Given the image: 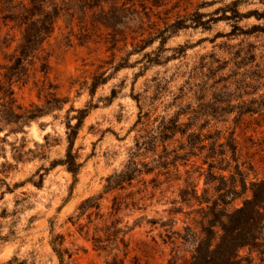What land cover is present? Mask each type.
<instances>
[{
    "label": "clouds",
    "instance_id": "clouds-1",
    "mask_svg": "<svg viewBox=\"0 0 264 264\" xmlns=\"http://www.w3.org/2000/svg\"><path fill=\"white\" fill-rule=\"evenodd\" d=\"M0 264H264V0H0Z\"/></svg>",
    "mask_w": 264,
    "mask_h": 264
}]
</instances>
